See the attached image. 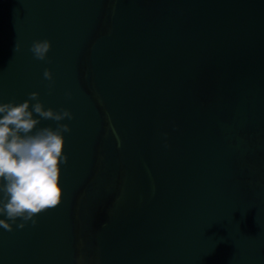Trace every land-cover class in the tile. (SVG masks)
Listing matches in <instances>:
<instances>
[{
    "label": "water",
    "instance_id": "water-1",
    "mask_svg": "<svg viewBox=\"0 0 264 264\" xmlns=\"http://www.w3.org/2000/svg\"><path fill=\"white\" fill-rule=\"evenodd\" d=\"M33 90L62 197L0 264H264V0H0V100Z\"/></svg>",
    "mask_w": 264,
    "mask_h": 264
},
{
    "label": "clouds",
    "instance_id": "clouds-1",
    "mask_svg": "<svg viewBox=\"0 0 264 264\" xmlns=\"http://www.w3.org/2000/svg\"><path fill=\"white\" fill-rule=\"evenodd\" d=\"M50 47L46 37L30 44L38 59L48 58ZM43 76L51 85L50 69L46 67ZM38 96L33 90L22 100H0V227L6 230L14 224H36V214L57 205L62 197L59 176L67 161L62 146L70 131L64 120L72 119L73 113L67 107H46ZM41 119L54 120L56 125H41Z\"/></svg>",
    "mask_w": 264,
    "mask_h": 264
}]
</instances>
